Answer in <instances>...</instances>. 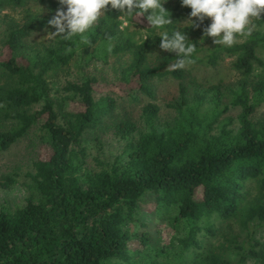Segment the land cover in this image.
I'll return each instance as SVG.
<instances>
[{"label":"trees","instance_id":"trees-1","mask_svg":"<svg viewBox=\"0 0 264 264\" xmlns=\"http://www.w3.org/2000/svg\"><path fill=\"white\" fill-rule=\"evenodd\" d=\"M31 4L48 14L35 16ZM62 7L0 0V154L33 131L47 151L23 174L0 178V189L19 184L25 192L22 204L0 206V264H264V119L252 120L264 106V20L253 21L251 37L223 47L202 39L208 20L187 28L190 9L180 0L163 4L169 33L184 30L198 47L186 66L230 59L239 79L225 86L198 82L186 66L172 70L177 57L160 49L146 16L145 40L128 31L136 16L112 10L87 33L90 43L31 42L38 31H55L47 20ZM17 9L26 10L21 22L7 15ZM116 59H124L123 83L137 80L127 95L96 88L87 74ZM71 68L75 81L57 89L55 77ZM164 79L177 82V96L162 108L152 84ZM140 95L148 102L138 118L116 117L120 99ZM109 124L124 147L112 162L94 158L92 168L84 137ZM159 226L165 240L155 246Z\"/></svg>","mask_w":264,"mask_h":264},{"label":"rangeland","instance_id":"rangeland-1","mask_svg":"<svg viewBox=\"0 0 264 264\" xmlns=\"http://www.w3.org/2000/svg\"><path fill=\"white\" fill-rule=\"evenodd\" d=\"M42 7L39 4H31L29 10L35 16L47 15L48 13L44 10L42 13ZM25 9H17L11 12L10 18L15 21L21 22L25 15ZM41 13V14H40ZM123 26H127V22H123ZM5 27L1 25L3 30ZM147 28V22L145 19L140 17H134L129 32L135 33V38L145 37V31ZM49 30L45 29L34 33L31 42H36L39 45H48L54 39L47 37ZM158 51H153L149 56V61L152 64L157 62ZM259 57L264 60V51L259 52ZM124 59L112 60L109 65L93 64L87 70V74L90 77H94L97 80L96 88H104L113 86L120 94H128L130 87L137 85V80L133 81L132 86H127L121 80V69L123 68ZM188 68V76L194 78L198 82L208 84H222L225 86L233 85L238 79L239 75L232 70L230 65V59H224L221 64L216 68H209L204 66H186ZM75 75L72 70L64 69L60 74L55 77L57 89H60L66 81H75ZM154 89L155 102L162 108L164 104L171 102L177 96V82L171 79H164L161 81H155L152 84ZM56 88L54 90L58 91ZM120 104L117 107V118L122 119L123 117L131 116L138 118L140 111L143 106L148 102V98L145 96H136L135 100L132 101L129 97L119 100ZM68 108H72V105H68ZM162 116H167V110L162 109ZM238 110H232L229 115L236 117ZM264 119V106L257 109L254 113L252 120L259 121ZM110 124L107 128H100L92 133L87 134L84 137V145L87 151V162L92 168H97L94 163V158H98L101 162H112L121 153L125 142L120 141L112 135V131L109 129ZM47 151L39 148L37 140V134L34 131L25 139L14 144L7 152L0 154V178L1 176L15 174H23L29 167L31 161H34L39 156H46ZM24 187L22 185H15L9 190L0 189V206L8 205L14 207L23 203ZM156 232L153 244L160 246L165 240V230L162 226L157 227L153 230ZM263 231L258 230V232ZM262 234H264L262 232ZM244 233L242 237H244ZM258 237H260L258 235ZM257 237V238H258Z\"/></svg>","mask_w":264,"mask_h":264},{"label":"clouds","instance_id":"clouds-1","mask_svg":"<svg viewBox=\"0 0 264 264\" xmlns=\"http://www.w3.org/2000/svg\"><path fill=\"white\" fill-rule=\"evenodd\" d=\"M166 0H58L61 6L47 25V37L71 40L79 36L82 43H90L87 33L105 14L116 10L119 18L131 20L134 16H146L149 28L156 29L160 36L162 51L175 53L172 70L183 69L191 63L197 46L188 39L184 30L167 26L173 21L163 4ZM182 7L189 8L187 28H202V39L212 38L214 45L232 47L240 38L251 37L256 28L254 20H264V0H180ZM44 10L42 9L41 13ZM40 13V14H41ZM184 25V27H185ZM150 36H145L144 40Z\"/></svg>","mask_w":264,"mask_h":264}]
</instances>
